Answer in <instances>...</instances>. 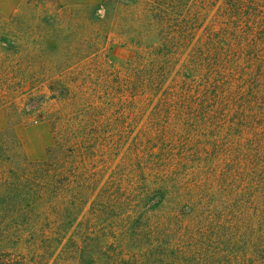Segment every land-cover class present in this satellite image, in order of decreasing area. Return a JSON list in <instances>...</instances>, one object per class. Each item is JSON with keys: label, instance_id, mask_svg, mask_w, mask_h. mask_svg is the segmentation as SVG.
Returning a JSON list of instances; mask_svg holds the SVG:
<instances>
[{"label": "rangeland", "instance_id": "1", "mask_svg": "<svg viewBox=\"0 0 264 264\" xmlns=\"http://www.w3.org/2000/svg\"><path fill=\"white\" fill-rule=\"evenodd\" d=\"M153 1L0 0V258L264 264V60L242 61L221 122L181 117L133 84L174 31Z\"/></svg>", "mask_w": 264, "mask_h": 264}, {"label": "trees", "instance_id": "2", "mask_svg": "<svg viewBox=\"0 0 264 264\" xmlns=\"http://www.w3.org/2000/svg\"><path fill=\"white\" fill-rule=\"evenodd\" d=\"M153 3V18L174 31L165 35L155 53L165 62L164 66L143 67L144 71L134 69L133 84L139 85L138 89L148 88L149 94L155 93L161 105L169 106L173 101L178 113L187 120L221 122L228 104L227 86L230 80L237 82L242 61L264 60V0H155ZM175 19L177 24L172 29L169 21ZM185 53L186 79L178 88L162 91L159 86L167 75L168 59ZM62 149V140L57 139L55 148L47 153V161L52 152L58 155ZM43 173L48 175L47 167ZM22 263L10 257L0 258V264Z\"/></svg>", "mask_w": 264, "mask_h": 264}]
</instances>
